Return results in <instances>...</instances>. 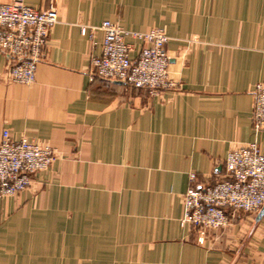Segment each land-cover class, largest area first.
Returning <instances> with one entry per match:
<instances>
[{"label":"crops","instance_id":"crops-1","mask_svg":"<svg viewBox=\"0 0 264 264\" xmlns=\"http://www.w3.org/2000/svg\"><path fill=\"white\" fill-rule=\"evenodd\" d=\"M21 1L54 3L59 23L33 84L10 82L0 51V142L8 130L58 158L27 191L0 200V264H264L259 213H238L235 228L205 245L182 223L192 173L213 184L227 177L231 151L257 142L264 154L252 120L264 0ZM104 21L164 28L177 89L150 96L92 78L100 48L82 28Z\"/></svg>","mask_w":264,"mask_h":264},{"label":"built area","instance_id":"built-area-1","mask_svg":"<svg viewBox=\"0 0 264 264\" xmlns=\"http://www.w3.org/2000/svg\"><path fill=\"white\" fill-rule=\"evenodd\" d=\"M58 23L54 3L43 10L21 0L0 3V51L10 59V82L35 83L38 66ZM99 31L103 33L101 43L95 40ZM82 34L89 35L94 50L100 48V54L90 58L92 78L125 81L148 91L150 96L177 89L170 73V38L164 28L133 32L118 22L104 21L98 27H83ZM128 38L141 41V48L129 43ZM253 94L252 120L259 133L264 131V83H258ZM57 158L49 145L24 137L15 139L5 130L0 142V200L27 191L36 175L48 171ZM225 169L227 177L213 184L195 173L190 175L192 186L183 197L182 223L200 245H205L214 232L235 228L238 213L256 214L264 207V154L257 142L231 151Z\"/></svg>","mask_w":264,"mask_h":264},{"label":"water","instance_id":"water-1","mask_svg":"<svg viewBox=\"0 0 264 264\" xmlns=\"http://www.w3.org/2000/svg\"><path fill=\"white\" fill-rule=\"evenodd\" d=\"M110 82H113V83H118L119 82V83H122L124 85H127V83L125 81H110ZM263 216H264V207L259 212L257 220L260 221Z\"/></svg>","mask_w":264,"mask_h":264}]
</instances>
